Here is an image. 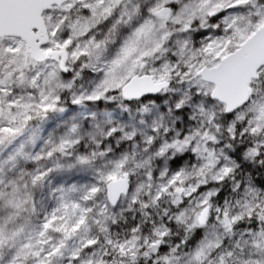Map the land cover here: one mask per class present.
I'll use <instances>...</instances> for the list:
<instances>
[{"label": "snow or ice", "instance_id": "1", "mask_svg": "<svg viewBox=\"0 0 264 264\" xmlns=\"http://www.w3.org/2000/svg\"><path fill=\"white\" fill-rule=\"evenodd\" d=\"M0 264H264V0H0Z\"/></svg>", "mask_w": 264, "mask_h": 264}]
</instances>
